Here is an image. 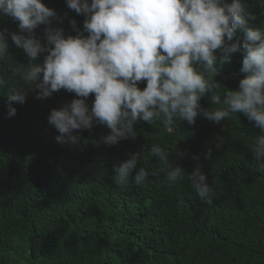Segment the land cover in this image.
<instances>
[{"label":"trees","instance_id":"1","mask_svg":"<svg viewBox=\"0 0 264 264\" xmlns=\"http://www.w3.org/2000/svg\"><path fill=\"white\" fill-rule=\"evenodd\" d=\"M43 2L56 12L54 25L62 18L66 35L76 34L71 19L83 29L85 17L66 0ZM247 3L254 22L264 24L258 0ZM44 27L36 30L42 41ZM0 28L18 31L8 16H0ZM9 45L0 61L7 82L0 85V264H264V172L250 151L259 128L242 114L220 124L198 115L194 124L180 121L171 132L140 121L134 140L111 146L94 145L109 132L100 124L74 133L75 144L58 143L47 117L75 94L61 89L38 99L37 90L12 76L10 68L23 66L27 58L10 37ZM242 59L241 50L231 62L217 64L221 95L247 75L240 71ZM145 86L146 81L139 83ZM12 89L26 97L24 103L13 102L16 114L9 117ZM93 100L90 95L89 106ZM201 104L210 107L207 98ZM153 143L189 173L202 165L214 189L211 203L196 195L187 176L173 185L165 183L163 172L140 185L114 182V166ZM139 167L152 171L161 164L144 152Z\"/></svg>","mask_w":264,"mask_h":264},{"label":"clouds","instance_id":"2","mask_svg":"<svg viewBox=\"0 0 264 264\" xmlns=\"http://www.w3.org/2000/svg\"><path fill=\"white\" fill-rule=\"evenodd\" d=\"M258 4L264 9V0ZM66 5L85 17L82 30L74 19L69 21L75 35L65 34L59 26L62 18L53 24L56 12L43 0H0V16L10 17L18 27L13 32L0 28V61L9 54L10 37L27 58L26 64L13 66L10 72L37 90L38 99L61 89L75 94L47 117L59 133L58 143L75 144L79 137L74 133L96 124L109 132L93 140L94 145L111 146L134 140V126L140 121L160 123L171 132L180 121L194 124L198 115L220 124L242 114L260 130L250 151L264 172V24L254 22L256 15L247 0H66ZM41 25L45 26L43 41L36 35ZM241 50L240 71L247 75L238 87H225L221 95L217 64L231 62ZM142 81L146 86L140 88ZM6 83L0 76V85ZM90 95H94L91 106ZM25 97V91L10 90L9 117L16 114L13 102L24 103ZM204 98L210 107L201 104ZM222 144L218 138L216 147ZM144 152L161 167L138 168ZM144 152L130 153L114 166L118 186L130 180L140 185L161 172L168 185L187 176L196 195L211 203L214 189L202 165L190 173L173 165L170 152L159 143ZM210 155L211 149L206 158Z\"/></svg>","mask_w":264,"mask_h":264}]
</instances>
